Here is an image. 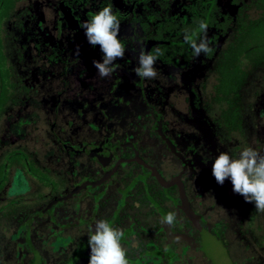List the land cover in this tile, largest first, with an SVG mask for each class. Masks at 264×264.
I'll return each mask as SVG.
<instances>
[{
	"label": "flooded vegetation",
	"instance_id": "1",
	"mask_svg": "<svg viewBox=\"0 0 264 264\" xmlns=\"http://www.w3.org/2000/svg\"><path fill=\"white\" fill-rule=\"evenodd\" d=\"M106 6L126 51L101 78L83 24ZM246 147L264 155V0H0V264H88L100 219L128 264H264V213L212 175Z\"/></svg>",
	"mask_w": 264,
	"mask_h": 264
},
{
	"label": "clouds",
	"instance_id": "2",
	"mask_svg": "<svg viewBox=\"0 0 264 264\" xmlns=\"http://www.w3.org/2000/svg\"><path fill=\"white\" fill-rule=\"evenodd\" d=\"M199 28L205 34L199 43L187 32L184 36L185 42L191 45L197 57L211 51L206 39L208 24L201 21ZM83 30L87 42L93 47H100L102 61L92 62L98 75L101 78L110 77L115 71V61L123 59L126 51L119 38L120 21L113 13L112 7L106 6L95 13L90 21L83 24ZM159 54V48L155 50V54L142 49L137 58L138 66L133 70L135 74L143 79H155L158 75L156 62ZM212 175L220 185L230 179L233 192L243 196L246 202L254 203L255 209L264 213V155L251 147L244 148L236 158L221 151L214 159ZM175 220L176 213L173 211L162 217V222L168 225H173ZM122 235L123 233L111 226L106 219L97 220L94 230L88 234L91 250L88 264H128L127 250L120 243Z\"/></svg>",
	"mask_w": 264,
	"mask_h": 264
}]
</instances>
